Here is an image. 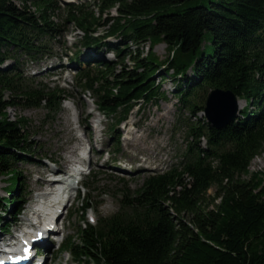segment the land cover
Wrapping results in <instances>:
<instances>
[{
	"label": "trees",
	"instance_id": "1",
	"mask_svg": "<svg viewBox=\"0 0 264 264\" xmlns=\"http://www.w3.org/2000/svg\"><path fill=\"white\" fill-rule=\"evenodd\" d=\"M190 1L95 0L96 13L72 3L58 23L55 0H0V177H9V197L0 198V208L14 223L30 195L17 165L34 151L25 137L27 122L9 120L7 109L23 103L59 112L65 92L29 87L20 68L51 58L49 41L66 24L83 33L79 44L88 58L82 61L77 50L70 61L82 90L104 118L115 120L111 138L134 107L164 98L155 76L173 77L177 110L189 113L177 119L186 139L180 160L145 177L133 194L122 193L114 214L91 224L85 215L92 198H80L83 223L60 248L73 264H264V172L242 179L251 160L264 153V0H210L209 6L182 8ZM100 28L103 34L96 35ZM147 43L165 44L172 57L157 62L151 46L143 56L139 47ZM107 53L117 61H107ZM217 88L245 102L222 130L198 118L207 93ZM8 226L0 212V232Z\"/></svg>",
	"mask_w": 264,
	"mask_h": 264
},
{
	"label": "rangeland",
	"instance_id": "2",
	"mask_svg": "<svg viewBox=\"0 0 264 264\" xmlns=\"http://www.w3.org/2000/svg\"><path fill=\"white\" fill-rule=\"evenodd\" d=\"M55 1L60 7V10L53 16L54 21L58 23H61L64 16L62 11L68 4L85 3L89 12L96 13L95 0ZM209 1H190L183 4L182 8L199 4L209 6ZM15 3L20 5L19 1ZM115 15L113 9L110 16ZM102 31L103 29L100 28L96 35L103 34ZM82 37V31L75 29L71 24H66L60 28L59 34L49 41L53 48L51 58L43 60L38 66L28 62L20 68L29 87L62 89L65 92L67 99L62 103L58 113L51 114L44 106L30 108L23 103H16L7 109L9 120L14 121L21 118L27 122L24 129L25 137L34 152L31 157H28L30 160L17 165L18 171L21 172L20 183L24 190L30 192L24 213L18 217V223L14 225L13 215L4 214V210L0 208V212L9 224L6 230L0 232V239L10 238L14 235L15 228H21L29 223L26 219L31 218L30 214L34 210L27 215L28 207L32 206L36 209L35 200H38L36 196L48 191V187L45 191H40L39 178L43 171L47 168H57V164L61 170H64L63 162L71 156L70 152L73 148L77 151H75L77 156L80 154L79 141L85 143L84 147L87 145L90 149V159L83 167L85 174L81 176V184L77 186V191L72 193L73 196L79 194V198L72 199L62 211V219L59 221L61 224L57 226L58 229L60 225L63 228L59 230L58 236L61 242L52 244L51 248L43 249L41 259L45 260V264H73L71 257L60 252L58 247L66 239L76 238L77 229L83 223L80 198L87 197V193L92 198L90 203L92 210L85 215V218L89 223L94 224L99 218L108 217L118 210V202L122 193L127 191L133 194L141 186L144 178L152 172L162 173L167 171L171 165L176 164L186 146L185 128L177 122V119L179 117L185 120L189 117V113L184 108L177 110L178 101L172 93L176 85L170 75L164 76L163 79L159 76L154 77L161 86L160 91L164 93V98L140 108L134 107L127 120L113 131L116 132L115 138L119 137V143L115 146L116 140L111 138L110 133V127L115 120L104 118L99 112L92 95L83 91L77 82L76 65L72 64L74 62L70 63V59L77 50L81 52L82 61L88 58L86 54L88 51L82 49L79 44ZM106 41L114 43L116 39L110 38ZM150 46L151 53L154 54L157 62H164L172 57V52H169L163 43L142 45L139 49L143 56L146 55ZM129 47L131 50L136 49V46L131 43ZM104 58L111 62L117 61L112 53L105 54ZM125 63L131 65L129 59H126ZM11 64L8 61L2 67H9ZM188 75H190L189 71ZM5 96L8 101L14 100L11 93H6ZM239 102H241V108H239L241 111L245 102L243 100ZM202 117V113H199L198 118ZM88 136L90 140L87 141ZM116 148L118 152L115 151ZM248 172L249 175L242 176V179L248 181L252 174L264 172V153L251 160ZM8 178V176L0 177V198L9 197L5 192V187L9 184ZM46 178L50 176L47 174ZM214 193L215 189L211 188L208 196L211 198ZM39 201L42 200L39 198ZM206 205L209 208L212 207L209 200Z\"/></svg>",
	"mask_w": 264,
	"mask_h": 264
},
{
	"label": "bare ground",
	"instance_id": "3",
	"mask_svg": "<svg viewBox=\"0 0 264 264\" xmlns=\"http://www.w3.org/2000/svg\"><path fill=\"white\" fill-rule=\"evenodd\" d=\"M240 105H241V102H239V108H241ZM86 138H87V140H90L89 136ZM80 140H82V139H80ZM79 143H80V141H79ZM131 143H132V141H131ZM75 151H76L75 148H73V150L70 152L71 156L69 158H66V160H64L63 165L66 169L63 168L64 170H61V167L57 164V168H47L45 171L42 172L41 178H39V181H40L39 184H41L40 191H43V190L45 191V188H47V187L48 188L58 187V188L57 189H55V188L51 189L50 192L41 193V196H42L41 197L42 198L41 203H38L36 205V209L34 210V212H32L30 214L31 218L27 217V219H26L27 222H30L29 223L30 226H24L23 225L21 227V228H23L24 234H28L30 232H38V231L42 232V231H44V233L42 232V236H43L42 239H36L37 237L30 234L31 238H32V236H33V238H35L34 243L35 242L40 243V245H38V246H41L43 248H45V247L51 248L52 244H54L51 241L50 236H48V235H52L53 237L59 236V235H57V236L55 235L56 232H58V228L54 229V230H52V229L48 230L50 228L49 225L52 223L54 218L57 221H60L62 219V211L66 208V206L72 200L71 194L75 191V181H76V179H73V177H72L75 175L74 171H72L71 175H69V177H67L65 179V181H63V182H58L55 180L52 181L53 179L48 180L46 178V175L47 174H57V175L58 174H65L68 170V165H70L73 162L76 163L80 158L79 156H77V154H75ZM84 153H85V149L82 150L80 155L82 156V155H84ZM91 161H92V159H91ZM36 222L38 223L39 228H35L34 225ZM40 226L44 230L41 229ZM46 230H48V231H46ZM30 237H28V239ZM1 240H3V239H0V241ZM58 243H59V241H58ZM47 248H45V249H47ZM37 263L38 262L36 261V259L32 260V264H37Z\"/></svg>",
	"mask_w": 264,
	"mask_h": 264
},
{
	"label": "water",
	"instance_id": "4",
	"mask_svg": "<svg viewBox=\"0 0 264 264\" xmlns=\"http://www.w3.org/2000/svg\"><path fill=\"white\" fill-rule=\"evenodd\" d=\"M202 115L211 127L222 130L240 116L239 100L229 90L212 89L206 95Z\"/></svg>",
	"mask_w": 264,
	"mask_h": 264
},
{
	"label": "snow or ice",
	"instance_id": "5",
	"mask_svg": "<svg viewBox=\"0 0 264 264\" xmlns=\"http://www.w3.org/2000/svg\"><path fill=\"white\" fill-rule=\"evenodd\" d=\"M0 264H2V262H0Z\"/></svg>",
	"mask_w": 264,
	"mask_h": 264
}]
</instances>
